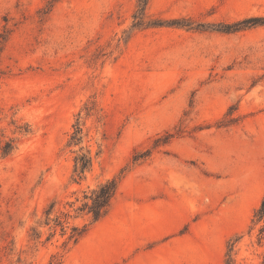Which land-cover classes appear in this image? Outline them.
Segmentation results:
<instances>
[{
    "label": "rangeland",
    "instance_id": "374dc122",
    "mask_svg": "<svg viewBox=\"0 0 264 264\" xmlns=\"http://www.w3.org/2000/svg\"><path fill=\"white\" fill-rule=\"evenodd\" d=\"M263 196L264 0H0V264H264Z\"/></svg>",
    "mask_w": 264,
    "mask_h": 264
},
{
    "label": "trees",
    "instance_id": "16d2710c",
    "mask_svg": "<svg viewBox=\"0 0 264 264\" xmlns=\"http://www.w3.org/2000/svg\"><path fill=\"white\" fill-rule=\"evenodd\" d=\"M77 160H79V163L78 166H76V170L77 173L80 175L87 168L89 164V159L86 155H82ZM116 185L117 184L115 180H109L103 184H100L96 189L92 191L90 203H83L82 208H87L88 212L91 213L93 220L99 219L105 213L110 203V200L115 194ZM256 215L258 216V218H262L264 216V196L261 200ZM73 230L75 232L70 235V238H72L73 241H76L80 237V235L85 231V227L80 230H77V228H73ZM48 264H53V262H49Z\"/></svg>",
    "mask_w": 264,
    "mask_h": 264
}]
</instances>
